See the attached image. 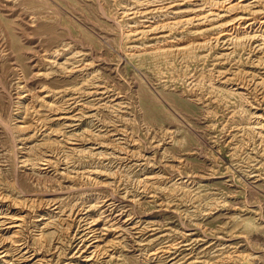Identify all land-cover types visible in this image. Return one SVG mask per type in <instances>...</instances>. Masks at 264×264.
Instances as JSON below:
<instances>
[{
	"label": "rangeland",
	"instance_id": "rangeland-1",
	"mask_svg": "<svg viewBox=\"0 0 264 264\" xmlns=\"http://www.w3.org/2000/svg\"><path fill=\"white\" fill-rule=\"evenodd\" d=\"M150 1L0 0V240L17 264L50 259L48 245L36 240L41 232L49 245L59 236L54 264H68L78 243L80 218L73 215L88 206H95L94 219L125 236L120 264H171L155 250L190 238L201 241L192 247L197 264H264V143L252 141L250 132L236 136L260 122L256 115L264 119V88L242 98L219 81L217 73L231 67L214 66L220 48L189 58L168 52L208 41L218 32L209 29L213 21L134 37L172 18L171 10L132 15ZM178 3L183 16L200 4ZM243 68L256 79L264 75L260 67ZM96 88L112 92L91 94ZM65 89L77 90L73 113H82L68 136L88 132L92 142L73 150L64 143L52 162L57 168H46L36 164L43 159L42 131L31 137L26 113L49 116L40 111L41 99ZM67 100L50 101L57 107ZM80 104L92 116L86 118ZM51 121L47 130L58 129ZM8 216L24 220L16 237L2 229ZM151 235L171 241L158 247L159 237L145 246L127 239ZM26 248L32 254L22 258Z\"/></svg>",
	"mask_w": 264,
	"mask_h": 264
},
{
	"label": "bare ground",
	"instance_id": "bare-ground-1",
	"mask_svg": "<svg viewBox=\"0 0 264 264\" xmlns=\"http://www.w3.org/2000/svg\"><path fill=\"white\" fill-rule=\"evenodd\" d=\"M178 1L179 0H151L149 2V5H147L146 8L142 6V8L138 10L141 12L139 13L133 12L132 15L140 14L142 17H145V18H148L149 16L155 13L160 14L162 12L164 13L165 11H170V10H171L170 14H172V18L169 17L167 19H164L158 22L156 26L152 25V26L146 27L147 29L144 31L135 32L133 33V36L143 37L144 35L160 34L167 30H177V29L185 30L186 28H189L190 26H193V25L203 24L207 22L209 23L213 21L215 22V24L211 25V28L209 29L210 30L217 29L218 32L216 34H213L211 38H208L209 39V40L207 39L208 41L204 43H197L190 47H177V48H174L173 50H168V52H170V54L172 55L186 56V58H189L192 52H195L196 50L199 52V50L209 49L211 47L220 48L222 53L220 55L218 54L217 56L215 55L216 57H214L213 59L214 66L218 65V67H223L225 65H228L227 67H230V66L231 67L225 71H220L217 73V79H219V81L235 87L236 88L235 92L238 93L242 98H247L246 96H248L249 94L255 96L256 92L259 89L264 88V75H262L260 79L259 78L256 79L254 76V75H257L256 73L243 68L244 66H248L249 68L260 67L264 72V16L259 17L262 14H264V0H209V2H203V0H192V1H198V3L200 2V4L196 5L195 10L192 11L190 15H185V16L179 15V14H182L183 11H180L179 8H175L176 6H182V4L178 3ZM180 1H184V0H180ZM178 15L180 17H177ZM231 16H233V18L230 21L221 23L224 18L231 17ZM240 28H242L241 31H240ZM203 32L204 31H201L200 33H203ZM159 38L164 39L162 36ZM240 53L242 54L241 57L239 56ZM98 89L99 88H96L95 92L91 94H99V93H102L103 91L102 95L106 94L108 96L109 93L112 92L111 90H109L108 92L105 89L103 90H98ZM77 93L78 92L76 89H65L61 92L54 93L52 96H47L41 99L43 103H40L42 106L40 111L43 110V112L45 111L49 113V116L48 115L45 116L44 119H40L41 114L38 112H36V114L35 113L29 114L28 112L26 113V118H29V120H31L30 123L32 124L28 123L29 126L24 129L27 132H30L31 135L33 134L31 137L35 136L36 133L38 134L39 130L42 131L41 135L43 136V139H42L43 142L41 144L39 143V145L43 148V159H41L40 162L36 164L46 165V168H47L48 166L53 164L52 162H55L53 161L54 157L55 155H58L57 153L59 149H61L62 145H64V143L70 144L69 147H71L72 149L70 148L69 149L73 150L77 148L76 146L84 144L83 142L85 141L87 143V141L90 139L86 137L88 132L86 136L84 135L86 137V138L84 137L85 139L81 137L78 138L80 135L78 136L77 133H76L77 137H74L73 134L71 136H68L69 135L68 133L75 129V128L74 129H71V128L76 127L78 125V124L76 125L74 121L79 120L78 117L82 115V113L80 115L79 111H75L79 115L76 113H73L76 107L79 106L77 102V96L75 95ZM60 96H63V98L66 97L68 98V100L65 101L62 104V106L56 107L55 102L53 101L51 102L50 100L59 98ZM261 100L264 104V94ZM79 109H81V111L85 113L86 118L92 116L91 115L92 113L90 112L91 109L87 105L80 104ZM89 112L91 114H89ZM255 114L256 113H254L253 115L255 116ZM33 117H36V120H33ZM83 117H82V120H83ZM49 118L52 121L54 120V122L57 121V124L59 126L58 129H52L50 131L47 130V127L49 126L46 127V125H47V121L49 120ZM255 119L256 121L258 122L260 121V122L257 123L253 127H248L246 129L244 128V129L237 130L236 136L241 135L244 132H250V134L251 133L253 134L252 141L264 143V124L262 123L263 121H261L264 119H263L262 114L256 115ZM89 120L91 121V119ZM69 128L71 130H68ZM98 135H101V134L98 133ZM65 146L67 145H64V147ZM66 158H69V157H65V159ZM22 163L26 165L27 161H23ZM55 164L57 163L55 162ZM55 164H53V166ZM42 168H44V166ZM55 171L56 173H59L57 172V169ZM89 174L95 175L96 172H89ZM146 184H148V182ZM142 188H146V187L143 185ZM143 191L146 192L147 190L143 189L142 192ZM3 197H4L3 193L0 190V200H5V198ZM18 204H20L21 208H23V205H24L23 203L18 202ZM94 207L88 206L86 209L81 210L77 214L73 215L74 218H80V220L78 221L79 229L77 230L76 235L74 236V238L76 239V242L78 243L75 245L73 249L70 250L71 254L69 257L70 260L67 261L68 264H74V263L76 264H120L122 263L119 252L121 251L120 248H123L125 236H118L120 230L119 228H115L114 224L108 225L105 223H100L99 220L101 219H94L93 216L89 213L90 210L93 209ZM8 217H10V219L7 222H3V224L6 226L2 229H9V230L12 229L13 235H15L16 237V234H19L20 230L22 229L24 220L21 217H14V218H12V216H8ZM2 221L4 220H0V222ZM52 224L53 223L51 224L43 223L45 227H49L48 229H54L56 231L58 229V225L55 224L54 227L51 228ZM152 230H154V228H148V231H152ZM111 231H113V233L110 236L108 234ZM47 237H48L47 232L46 233L41 232L39 236L36 237V240L38 241V243H41V245L43 244L48 245V247L46 248L45 246V248L47 251L46 255H48L50 259L44 260L43 258H41L40 261L37 259V261L34 262L35 264H54V258L56 257L58 258V256L61 255L59 251L60 243L58 244V242L60 241L59 236H56L57 239L52 241L50 245L47 242ZM139 237L140 236H130V238H127V239H131V240L133 239L132 240L133 245L136 244V246L153 245L155 242L158 241L157 239L158 237L161 238L160 240L161 242L159 241L155 244V246L157 245L158 247H159L158 244H162L163 242H166V241L168 242L171 241L170 240L171 238H169V236L151 235V236H145L144 238H141V239H139ZM200 244H201L200 240L190 238L187 240L184 239L181 242L177 243L176 245L166 244V246L157 248L155 251L157 252L161 251L162 253L167 254L168 256L166 258L168 257L171 258L168 262L170 261L173 262V263L170 262L171 264H197V262H199L200 260L198 261L197 259H195L197 257L194 256L192 247L193 245H200ZM6 245L3 242V240H0V264H17V262L13 261L12 257L9 258V255L11 254H10L9 248ZM22 249L24 248L21 247V250ZM183 251H189V252L184 255ZM29 253L30 251L27 250L26 248L23 251V255L21 253L20 255H22V258L23 257L26 258L28 256H31L32 253L30 254ZM74 259H77V260H74Z\"/></svg>",
	"mask_w": 264,
	"mask_h": 264
}]
</instances>
